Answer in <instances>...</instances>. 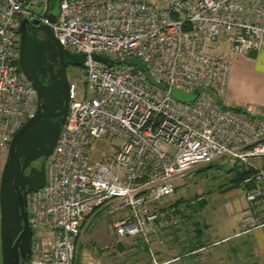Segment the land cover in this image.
I'll list each match as a JSON object with an SVG mask.
<instances>
[{
  "label": "built area",
  "instance_id": "built-area-1",
  "mask_svg": "<svg viewBox=\"0 0 264 264\" xmlns=\"http://www.w3.org/2000/svg\"><path fill=\"white\" fill-rule=\"evenodd\" d=\"M23 18L47 24L65 49L84 54L83 92L68 80L45 184L26 195L28 264H73L81 225L113 199L109 212L129 209L111 224L117 237L148 243L166 215L160 201L215 161L254 169L242 180L251 184L242 215L264 201V165L252 163L264 159V115L224 102L231 56L261 47L264 0H58L56 11L48 0H0V150L37 108L18 64ZM174 88L197 94L179 100Z\"/></svg>",
  "mask_w": 264,
  "mask_h": 264
},
{
  "label": "rangeland",
  "instance_id": "rangeland-1",
  "mask_svg": "<svg viewBox=\"0 0 264 264\" xmlns=\"http://www.w3.org/2000/svg\"><path fill=\"white\" fill-rule=\"evenodd\" d=\"M152 1L163 5L171 0ZM37 11H43L41 4ZM67 76L69 80L74 79L77 82L78 95L81 96L83 64L70 66ZM100 142L96 141V147L90 154L91 158L98 156ZM114 142L118 143L120 140L116 138ZM6 155L7 150H0V175ZM252 163L264 165V159H254ZM232 166L228 163L220 164L219 160L209 166L196 168L192 174L181 180L172 195L164 197L160 201L161 204L156 206L166 212V215L156 223V232L150 233L149 236L155 239V233L160 231L162 234L167 232L168 236H171V230L178 233L174 241L171 238L166 241L167 244L174 243V254L179 256L172 264H264V226L261 227L264 201L259 198L250 204L249 212L241 217L236 211L235 200L242 196L245 187L243 183L232 184L234 172L229 170ZM201 199H204L205 204L201 205ZM175 200L179 204L171 210ZM115 203V199L110 200L87 217L81 228L80 243L75 242V253L78 252L81 257L90 260L100 259L105 264H155L154 261L161 264L157 263L154 247L150 246L151 250L145 248V242L140 236L120 239L117 237L111 224L127 216L129 209L121 207L109 212L111 205ZM260 204L262 210L256 211L254 207H260ZM242 207L243 202L241 210ZM192 247L202 249L184 257L183 254Z\"/></svg>",
  "mask_w": 264,
  "mask_h": 264
},
{
  "label": "water",
  "instance_id": "water-1",
  "mask_svg": "<svg viewBox=\"0 0 264 264\" xmlns=\"http://www.w3.org/2000/svg\"><path fill=\"white\" fill-rule=\"evenodd\" d=\"M46 16L51 22L55 20L54 13ZM16 32L19 35V68L37 92V108L35 115L12 136L0 175V264H18L19 257L30 251L26 194L45 184V161L66 120L69 105L66 65L80 66L84 62V54L65 49L47 24L23 18ZM37 32L45 38L39 40ZM95 57L107 61L100 55ZM48 59L59 60L60 67L56 72L52 70V64H46ZM48 74L49 79L46 78ZM196 94L197 90L191 93L173 90V95L183 101L193 100ZM38 159H42L39 170L31 167L33 176L23 179L24 170ZM19 185H27L26 191L21 192Z\"/></svg>",
  "mask_w": 264,
  "mask_h": 264
},
{
  "label": "crops",
  "instance_id": "crops-1",
  "mask_svg": "<svg viewBox=\"0 0 264 264\" xmlns=\"http://www.w3.org/2000/svg\"><path fill=\"white\" fill-rule=\"evenodd\" d=\"M224 102L227 105L233 107L250 108L253 112L264 115V39L262 41L259 50L255 52H250L248 54H234L231 56L230 75H229L228 87ZM175 202L176 200L172 203L173 210L175 207L174 206ZM242 202L245 203L244 193L240 198H237L235 200L236 211L240 213L241 217L243 216L241 213ZM258 207L259 206L254 207V209L256 211L257 210L261 211L262 210L261 204L260 207L259 208ZM263 226H264V218H263V222L261 223V227ZM243 232H247V231H243ZM170 233L171 236H168L167 232L162 234V232L160 231V233L158 234L155 233V239L150 238L149 236L150 239L148 240L150 241L148 243H144V247L147 249L150 246L152 248L154 247L153 250H155L154 252L156 253V258L158 259L157 263L172 264L174 261L178 260L179 258L177 254H174V250H173L174 243L173 242H170L168 244L166 243L167 238H171V240L174 241L176 239V234L178 233L174 230H171L169 234ZM80 236H81V228L79 235L75 239L76 243L77 241L78 243H80ZM139 238L142 239L141 237ZM198 249L200 250L202 249V247H199L197 249L192 247L189 249L188 252L184 253L183 256L184 257L189 256L192 253L198 251ZM263 262H264V257H263ZM80 264H105V262L100 259H91V260L86 259L85 257L82 256L80 260Z\"/></svg>",
  "mask_w": 264,
  "mask_h": 264
},
{
  "label": "trees",
  "instance_id": "trees-1",
  "mask_svg": "<svg viewBox=\"0 0 264 264\" xmlns=\"http://www.w3.org/2000/svg\"><path fill=\"white\" fill-rule=\"evenodd\" d=\"M48 1H49L50 9H53L54 11H56L57 7H58V0H48ZM210 164H207L206 166H209ZM229 170L234 172V175L231 179V182L233 185L242 183L243 178L246 175H248L254 171V169L252 167H244L243 165L241 166V164H238V163H235ZM243 185H244L245 189H249L251 187V184H243ZM203 200L204 199L199 200L201 205L205 204ZM178 204L179 203L176 201L174 203V206H177ZM83 224L81 225L80 228H82ZM80 259H81V256L78 254V252L75 253V258L73 260V264H80Z\"/></svg>",
  "mask_w": 264,
  "mask_h": 264
},
{
  "label": "flooded vegetation",
  "instance_id": "flooded-vegetation-1",
  "mask_svg": "<svg viewBox=\"0 0 264 264\" xmlns=\"http://www.w3.org/2000/svg\"><path fill=\"white\" fill-rule=\"evenodd\" d=\"M36 36H37V38L39 39V40H43L45 37H44V35L41 33V32H37L36 33ZM48 55V54H47ZM60 62H59V60L57 59L56 61H54V62H52L51 60H47V62H46V64H52V70L54 71V72H56L57 71V69L60 67V64H59ZM45 64V65H46ZM71 65H66V72H67V69L70 67ZM47 79H49L50 78V75L48 74L47 75V77H46ZM69 80V79H68ZM41 162H42V159H38V160H35V161H33L30 165H29V167H27L25 170H24V172H23V179L24 178H30V177H32L33 176V173H31V167H33L34 169H35V171H38L39 170V168H40V165H41ZM40 163V164H39ZM39 164V165H38ZM19 189H20V191L21 192H25L26 191V189H27V185L26 186H24V187H22L21 185H19ZM27 195V194H26ZM30 241H31V238H30ZM20 242H21V240H20ZM29 250H30V244H29ZM30 252V251H29ZM28 259H29V253L28 254H26L24 257L23 256H20L19 257V260H18V264H28ZM0 260H1V255H0Z\"/></svg>",
  "mask_w": 264,
  "mask_h": 264
}]
</instances>
